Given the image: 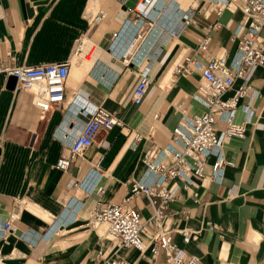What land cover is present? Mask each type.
Here are the masks:
<instances>
[{
	"label": "crops",
	"instance_id": "crops-1",
	"mask_svg": "<svg viewBox=\"0 0 264 264\" xmlns=\"http://www.w3.org/2000/svg\"><path fill=\"white\" fill-rule=\"evenodd\" d=\"M136 1L0 0V264H95L99 250L107 259L122 256L129 264H165L162 250L152 257L156 226L149 222L153 209L147 197L131 200L145 222L144 253L120 248L102 229L89 226L90 214L99 205L122 202L134 182L152 180L143 162L147 150L182 146L174 130L183 116L191 119L207 110L195 97L205 81L197 68L176 75L174 64L186 57L206 63L198 48L205 37L210 38L212 53L226 51L232 60L237 43L231 35L243 13L226 9L205 16L206 5L199 3L195 22L172 37L168 31L174 25V7L185 8L192 0H167L161 22L138 42L127 63L113 49L119 52L130 32L123 31L117 40L115 35L129 16L126 8ZM101 9L106 17L92 23ZM80 41L93 46L85 58L75 55ZM68 60L72 62L65 98L46 114L7 73L13 66ZM142 71L151 84L137 105L133 91ZM242 82L236 79L226 97ZM250 86L235 122L247 120L246 106L252 116L244 138L226 140L228 164L222 181L212 178L216 156L211 154L203 176H193L187 187L179 178L168 182L177 181L180 188L166 210L167 224L180 248L200 256L199 264H264V65L253 70ZM83 103L104 108L124 125L100 131L74 158L70 170L62 171L55 166L57 160L69 154L72 141L91 118ZM225 126L216 123L219 131ZM14 213L17 230L1 239L2 226ZM185 228L198 231V238L186 243ZM22 232L29 236L21 238Z\"/></svg>",
	"mask_w": 264,
	"mask_h": 264
},
{
	"label": "built area",
	"instance_id": "built-area-1",
	"mask_svg": "<svg viewBox=\"0 0 264 264\" xmlns=\"http://www.w3.org/2000/svg\"><path fill=\"white\" fill-rule=\"evenodd\" d=\"M203 3V14L214 11L221 15L226 9L240 10L243 13L242 23L231 35V41L237 43V49L232 60L226 51L216 54L210 51V38L200 40L199 51L206 57V63H200L194 57L177 60L173 70L176 75H187L194 68L202 72L205 86L199 88L195 96L207 110L193 118L183 116L181 124L174 130L175 140H181V147L150 148L143 156V162L152 180H139L133 183L131 193L120 203L97 206L90 214L88 225L94 229H102L107 236L117 241L120 248H135L141 253L146 252L148 244L145 222L131 200L137 196L148 198L153 209L149 222L156 226L152 236L154 246L151 248L152 257H157L162 250L166 256L165 264H199L200 256L190 254L180 248L174 239V230L167 224L166 210L169 204L176 200L180 185L170 179L179 178L184 186L192 182V177H202L207 158L216 156L212 166V178L221 182L228 162L224 156V145L231 137L244 138L246 123L252 116V109L246 106L248 118L243 123H236L237 110L242 106V99L251 90L250 77L256 67L264 65V0H192L185 8L175 6L174 25L169 28V36H179L186 27L195 22L198 4ZM167 0H137L133 7H127L129 14L123 28L115 35V40L121 37L123 31H129L130 37L114 54L124 62L132 60V55L138 42L150 34L161 22L163 11L168 7ZM106 17L105 10H98L91 18L92 23H98ZM219 23H216V27ZM89 49L85 51V48ZM93 46L80 41L75 49V55L85 58L90 55ZM71 60L62 63H51L37 67L13 66L7 69L11 77L16 78L18 87L32 94L33 104L42 114L49 112L54 105L63 102L65 88L71 72ZM242 79V85L233 95L226 97L235 84L236 79ZM151 80L146 71L140 73L133 91V101L139 105L143 102ZM77 100V99H75ZM182 104L177 108L181 109ZM88 110L91 118L70 145L69 154L61 156L55 166L62 171H69L74 158L90 147L100 131H110L124 123L117 115L98 106L82 105ZM81 107V108H82ZM223 121L226 126L219 131L216 123ZM136 136L135 139H138ZM98 167V165H97ZM100 192L104 189L100 188ZM16 214L6 219L2 226V238L17 230L14 225ZM186 243L198 238L199 232L189 228L182 230ZM29 232H22L21 238H27ZM95 264H129L122 256L105 258V252L98 251Z\"/></svg>",
	"mask_w": 264,
	"mask_h": 264
},
{
	"label": "water",
	"instance_id": "water-1",
	"mask_svg": "<svg viewBox=\"0 0 264 264\" xmlns=\"http://www.w3.org/2000/svg\"><path fill=\"white\" fill-rule=\"evenodd\" d=\"M15 83H16V78L12 77V84L15 85Z\"/></svg>",
	"mask_w": 264,
	"mask_h": 264
},
{
	"label": "rangeland",
	"instance_id": "rangeland-1",
	"mask_svg": "<svg viewBox=\"0 0 264 264\" xmlns=\"http://www.w3.org/2000/svg\"><path fill=\"white\" fill-rule=\"evenodd\" d=\"M80 60V58L77 56V61H79ZM76 61V60H75Z\"/></svg>",
	"mask_w": 264,
	"mask_h": 264
},
{
	"label": "bare ground",
	"instance_id": "bare-ground-1",
	"mask_svg": "<svg viewBox=\"0 0 264 264\" xmlns=\"http://www.w3.org/2000/svg\"><path fill=\"white\" fill-rule=\"evenodd\" d=\"M168 8H169V7H167L164 11H166ZM164 11H163V12H164Z\"/></svg>",
	"mask_w": 264,
	"mask_h": 264
}]
</instances>
